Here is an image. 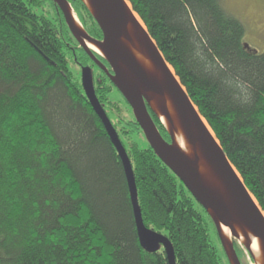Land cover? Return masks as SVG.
Wrapping results in <instances>:
<instances>
[{
  "label": "trees",
  "instance_id": "trees-1",
  "mask_svg": "<svg viewBox=\"0 0 264 264\" xmlns=\"http://www.w3.org/2000/svg\"><path fill=\"white\" fill-rule=\"evenodd\" d=\"M67 1L101 38L85 4ZM126 1L264 213V52L245 48L220 0ZM77 46L52 0H0V264H168L162 247L139 243L119 156L69 71ZM111 89L102 81L95 94L129 157L145 227L169 239L176 264H231L194 205L213 223L208 213L139 144L134 117L111 119Z\"/></svg>",
  "mask_w": 264,
  "mask_h": 264
},
{
  "label": "water",
  "instance_id": "water-1",
  "mask_svg": "<svg viewBox=\"0 0 264 264\" xmlns=\"http://www.w3.org/2000/svg\"><path fill=\"white\" fill-rule=\"evenodd\" d=\"M52 1L61 12L69 32L79 47L105 72L131 108L134 119L155 156L178 178L194 200L208 213L230 263L241 264L234 250L236 240L228 244L222 239L221 224L229 228L232 233H234L233 225L246 229L261 241L264 256V213L228 161L217 139L215 140L210 133L185 89L169 70V65L146 28L144 30L129 11L126 0H81L101 31V40L89 36L81 26L74 23L72 8L67 0ZM126 43L134 45L135 50L145 56L153 67L154 73L145 70ZM88 44L97 47L100 54L90 49ZM245 48L248 49L247 45ZM93 52L107 62L112 73L107 71ZM81 86L121 161L142 249L148 253H154L162 247L168 264H176L173 246L169 239L147 229L143 223L129 157L95 94L93 77L88 68H83L81 71ZM167 100L171 104L184 138L194 152L191 157L181 152L174 144L172 132L175 123L167 106ZM152 101L157 102V111L152 108ZM149 110L164 126L170 142H167L159 133ZM160 116L167 120L169 129L163 124ZM200 161L210 168L217 184L214 189L206 185L199 176L197 164ZM247 251L252 257L251 251Z\"/></svg>",
  "mask_w": 264,
  "mask_h": 264
},
{
  "label": "rangeland",
  "instance_id": "rangeland-1",
  "mask_svg": "<svg viewBox=\"0 0 264 264\" xmlns=\"http://www.w3.org/2000/svg\"><path fill=\"white\" fill-rule=\"evenodd\" d=\"M220 2L222 7L225 9V11L228 14L238 19L243 24L245 29L244 41L247 44L248 50L251 51L254 50L259 53H263L264 52V0H220ZM51 12L52 14H49V16L51 17V19H53L52 21H54L55 14L53 13V11ZM76 20L78 21L77 18ZM68 61H69L68 64L69 71L71 72L75 82L81 83V71L78 65L76 64V62L74 63V61L71 60L70 57L68 58ZM116 91L117 89H111L112 92L111 97L114 96L115 103L120 109L117 108L116 110L114 109L111 110L110 113L111 119L116 121L117 119L122 120L125 118H130L131 116L134 117L131 108L130 107L128 108L126 105L124 106V104L121 102L122 99L119 96L120 93L118 94L116 93ZM138 141L141 146L148 144L144 135L143 137L139 136ZM194 207L203 216L204 224L208 229V234L212 242V245L214 247L216 246L219 248V243L217 242L215 227L213 223L207 219L206 215L197 205H194ZM234 239L236 240V243L241 249V254H242L241 259L243 264H252L253 260L249 252L244 247H242V245L239 243V241L236 238H231V242H234ZM219 254L222 256V253Z\"/></svg>",
  "mask_w": 264,
  "mask_h": 264
},
{
  "label": "bare ground",
  "instance_id": "bare-ground-1",
  "mask_svg": "<svg viewBox=\"0 0 264 264\" xmlns=\"http://www.w3.org/2000/svg\"><path fill=\"white\" fill-rule=\"evenodd\" d=\"M126 6L128 7L131 14L134 16V18L137 20V22L145 30V26L143 25V23L141 22L139 17L132 11V8L127 1H126ZM73 21L77 26L80 27V25H79L78 21L76 20V18L74 17V15H73ZM126 45L131 49V51L135 55V58L145 68V70H147L149 73H154L153 67L151 66L150 62L145 58V56L143 54H141L138 50H135L136 48L134 45H130L129 43H126ZM152 45H154L153 42H152ZM88 47L100 54V50L97 47H95L94 45L88 44ZM169 70L171 71V73L174 74V72L170 66H169ZM177 81H178V79H177ZM151 106L154 110L157 111V109H158L157 102L152 101ZM167 106H168L169 111L171 113V116L173 118V122L175 123V128L172 132L173 137H174V144L181 152H183L188 157H191L194 154V152L191 150L189 144L187 143L186 139L184 138V136H183V134H182L177 122H176L175 114L173 112V109L171 107L169 100H167ZM160 117H161V121L163 122V124L169 129L170 126H169L167 120L162 116H160ZM204 123L207 126V128L209 129L212 136L215 138V136H214L213 132L211 131V129L209 128V126L206 124L205 121H204ZM215 140H216V138H215ZM197 170H198L199 176L201 177L203 182L206 185H208L209 187H211L212 189H214L217 184H216L215 178L213 177V174H212L210 168L203 161H200L197 164ZM263 216H264V214H263ZM232 228L234 230V233H232L231 230L229 228H226L224 225H222V224L220 225V235H221L222 239L226 243L229 244L231 242V238L236 237L237 240L239 241V243L242 245V247L251 251L252 260H253L252 264H264V256H263V252L261 249V241L258 238H256L255 236H253L252 234H250L246 229L241 228L239 225H233Z\"/></svg>",
  "mask_w": 264,
  "mask_h": 264
},
{
  "label": "flooded vegetation",
  "instance_id": "flooded-vegetation-1",
  "mask_svg": "<svg viewBox=\"0 0 264 264\" xmlns=\"http://www.w3.org/2000/svg\"><path fill=\"white\" fill-rule=\"evenodd\" d=\"M102 39V34H101V38H99L98 40ZM80 47L77 46L75 47V49H79ZM81 49V48H80ZM82 52L86 55L87 58H85L82 54V52L80 50L74 51V53H76L77 55L80 54V58L81 56L84 58L80 61H75L76 64L78 65L80 71H82L83 68H88L91 71L92 77H93V83L94 86L97 85V83L100 82H106V80H109L107 75L105 74V72H103L85 53V51L83 49H81ZM95 57L98 59V61L107 69V71L109 73H112L111 68L109 67V65L107 64V62L100 56L95 55ZM110 81V80H109ZM111 83V82H110ZM114 87V86H113ZM115 88V87H114Z\"/></svg>",
  "mask_w": 264,
  "mask_h": 264
}]
</instances>
